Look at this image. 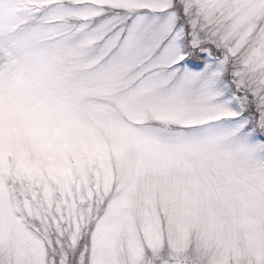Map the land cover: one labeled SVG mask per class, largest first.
<instances>
[{"label":"snow or ice","instance_id":"1","mask_svg":"<svg viewBox=\"0 0 264 264\" xmlns=\"http://www.w3.org/2000/svg\"><path fill=\"white\" fill-rule=\"evenodd\" d=\"M0 264H264V0H0Z\"/></svg>","mask_w":264,"mask_h":264}]
</instances>
